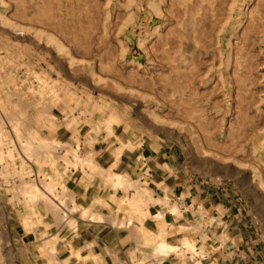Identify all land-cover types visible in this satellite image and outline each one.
I'll return each mask as SVG.
<instances>
[{
    "label": "rangeland",
    "instance_id": "obj_1",
    "mask_svg": "<svg viewBox=\"0 0 264 264\" xmlns=\"http://www.w3.org/2000/svg\"><path fill=\"white\" fill-rule=\"evenodd\" d=\"M41 1L0 0V264L140 213L101 189L158 145L235 200L241 263L264 264V0Z\"/></svg>",
    "mask_w": 264,
    "mask_h": 264
},
{
    "label": "crops",
    "instance_id": "obj_2",
    "mask_svg": "<svg viewBox=\"0 0 264 264\" xmlns=\"http://www.w3.org/2000/svg\"><path fill=\"white\" fill-rule=\"evenodd\" d=\"M145 151L141 158L150 160L146 170H110L122 188L111 191V178V186L101 189L104 195L112 192L110 200L116 204L119 195L129 203L142 198L141 214L136 208L119 214V208L111 207V212L95 213L96 220L76 221L68 232L51 235L58 237L53 252L46 248L45 257L32 256L30 264H256L241 263V255L251 252L241 243V211L237 206L233 214L235 200L212 184L195 183L175 148L158 145ZM174 208L177 214L171 212ZM233 223L237 226L231 227ZM153 250L157 259L151 263ZM15 261L20 262L16 255Z\"/></svg>",
    "mask_w": 264,
    "mask_h": 264
},
{
    "label": "bare ground",
    "instance_id": "obj_3",
    "mask_svg": "<svg viewBox=\"0 0 264 264\" xmlns=\"http://www.w3.org/2000/svg\"><path fill=\"white\" fill-rule=\"evenodd\" d=\"M42 1H46V0H42ZM42 1H41V2H42ZM54 1H55V0H54ZM47 2H48V1H47ZM47 2H46V3H47ZM65 2H66V1H65ZM56 3H57V2H56ZM63 3H64V2H63ZM66 3H67V2H66ZM68 4H69V2H68ZM45 5H47V4H45ZM56 5H57V4H56ZM59 5H60V4H59ZM43 6H44V5H43ZM53 6H54V5H53ZM65 6H66V5H65ZM65 6H64V7H65ZM44 7H45V6H44ZM56 7H57V6H56ZM53 8H55V7H53ZM65 8L67 9V8H68V5H67ZM69 8L71 9V5L69 6ZM46 9H47V10H45V11H47L48 14H47L44 10H43V11H44L47 15H50V14H49V13H51L50 9H49L48 7H46ZM48 9H49V10H48ZM61 9H62V8H61ZM70 9H68V10H70ZM48 11H49V12H48ZM55 11H57V10H55ZM64 12H65V11H64ZM51 14H53V13H51ZM70 14H71V13H70ZM61 16H62V15H61ZM59 17H60V16H59ZM57 18H58V16H57ZM52 19L54 20V19H56V18L53 17ZM46 20H47V19H46ZM77 20H78V19H77ZM54 21H56V20H54ZM67 22H68V21H67ZM67 22H66V23H67ZM55 23H57V22H55ZM69 23H70V22H68V24H69Z\"/></svg>",
    "mask_w": 264,
    "mask_h": 264
}]
</instances>
